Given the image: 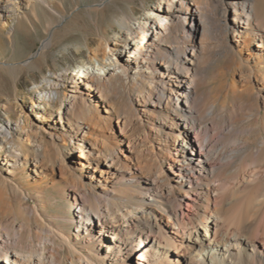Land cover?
Instances as JSON below:
<instances>
[{
	"label": "bare ground",
	"instance_id": "obj_1",
	"mask_svg": "<svg viewBox=\"0 0 264 264\" xmlns=\"http://www.w3.org/2000/svg\"><path fill=\"white\" fill-rule=\"evenodd\" d=\"M48 1L0 0V25ZM118 26L0 126V264H264V0H158ZM24 137L28 186L70 190V218L19 186Z\"/></svg>",
	"mask_w": 264,
	"mask_h": 264
},
{
	"label": "rangeland",
	"instance_id": "obj_2",
	"mask_svg": "<svg viewBox=\"0 0 264 264\" xmlns=\"http://www.w3.org/2000/svg\"><path fill=\"white\" fill-rule=\"evenodd\" d=\"M157 1L49 0L51 10L41 5L37 9V19L21 9L12 31L6 24L0 25V126L5 125L8 120L15 122L22 118L23 106H30V101L36 94L35 87H40L46 77L71 72L79 63L88 62L90 47H96L101 39L114 41L118 37L121 32L118 22L123 16L137 17L145 7ZM93 4H102L101 10L93 13L94 18H90L86 10L87 6ZM22 12L28 17L27 21L21 18ZM47 25H53V41L46 53L41 55V41L48 36L45 31ZM216 84L218 81L213 83ZM59 91L62 95L66 88L61 87ZM59 106L60 102H57L56 107ZM30 120L33 129L37 130L40 123L34 119L33 114ZM44 135L45 160L41 170L46 172V168L54 160L56 149L45 132ZM25 139L23 151L27 153L28 166L22 174H16L19 186L27 190L36 203L44 206L43 211L48 216L70 218L74 215L70 190L61 184L50 185L46 182L39 187L28 186V182H32L29 168L34 156V144L32 138ZM16 192L13 193L15 208L18 207L21 196V191Z\"/></svg>",
	"mask_w": 264,
	"mask_h": 264
}]
</instances>
